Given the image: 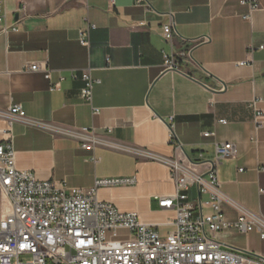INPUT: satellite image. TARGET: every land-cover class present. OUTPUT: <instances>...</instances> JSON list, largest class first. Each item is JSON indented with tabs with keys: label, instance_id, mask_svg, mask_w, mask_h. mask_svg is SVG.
I'll return each mask as SVG.
<instances>
[{
	"label": "crops",
	"instance_id": "crops-1",
	"mask_svg": "<svg viewBox=\"0 0 264 264\" xmlns=\"http://www.w3.org/2000/svg\"><path fill=\"white\" fill-rule=\"evenodd\" d=\"M258 1L260 8L244 19L249 8L241 0H7V22L18 29L5 33L0 27V110L18 104L29 118L95 128L107 142L84 149L75 138L18 120L13 125L16 167L87 191L98 179L135 178L131 185L100 187L97 199L137 212L166 237L176 212L160 208L154 196L173 195L174 180L166 164L134 150L204 162L214 158L215 143L231 142L236 156L218 166L223 194L239 209L264 216V125L255 127L250 106L252 98H261L264 113V48L259 47H264V0ZM23 4L24 18L16 13ZM172 17L175 49L209 37L192 48L191 58L180 60V70L163 64L171 45L161 38L162 28ZM88 27L90 44L84 46L79 39ZM244 60L248 63L240 65ZM33 64L50 70L51 79L28 69ZM87 69L99 80L93 91L98 115L80 93ZM53 84L60 87L53 91ZM7 122L0 117V128H8ZM208 131L215 136L205 137ZM172 136L180 147L171 143ZM198 194L195 187L187 194L194 215L200 213L199 199H207ZM221 207L227 220L240 215L229 202ZM216 238L224 247L264 256V240L256 231L231 228ZM241 239L250 246L233 241Z\"/></svg>",
	"mask_w": 264,
	"mask_h": 264
},
{
	"label": "built area",
	"instance_id": "built-area-1",
	"mask_svg": "<svg viewBox=\"0 0 264 264\" xmlns=\"http://www.w3.org/2000/svg\"><path fill=\"white\" fill-rule=\"evenodd\" d=\"M145 1L135 0L137 4ZM6 3L7 0H0L1 31H17L15 25L11 27L7 22ZM241 3L249 8V12L243 15L244 19H250L251 13L260 8L258 0H241ZM16 13L24 18L26 6H19ZM174 22L172 17L162 28L161 38L171 45V52H164L163 64L167 70H180V60L191 58L192 48L209 40L208 36L196 38L193 46L175 49L177 30ZM89 27L81 32L79 39L84 46L90 44ZM253 50L250 47V55ZM247 63L244 60L239 64ZM28 69L43 71L44 77L51 79L50 70L41 68L39 64H33ZM81 81L84 85L80 93L92 107L93 114H100L101 109L93 106V91L99 80L94 78L91 69H87L82 73ZM59 87L60 84H53L50 88L54 91ZM260 99L255 97L250 101L257 129L264 125ZM0 117L6 118L9 123L8 128H0L3 137L0 142V264H264L263 255L224 247L216 238L218 232L236 228L245 234L256 231L264 240V216L239 209L223 194L218 181V166L225 159L236 156L237 149L233 143H215L214 158L204 162H184L134 150L135 154L140 153L150 160L166 164L175 183L173 195L154 196L160 208L176 212L174 228L162 237L156 229L158 224L145 223L139 219L137 212L119 211L112 203L97 199L100 187L131 185L135 183V178L98 179L94 187L87 191L68 187L66 182L40 180L33 172L16 167L15 121L21 120L75 138L80 147L89 150L107 144L95 128H64L39 122L27 117L18 104L7 112L0 110ZM217 122L228 123L226 119ZM215 134L208 131L203 135L214 137ZM172 138L171 143L180 147ZM202 163L207 164L206 170L195 169ZM193 187L197 188L198 195L207 196L204 202L201 199L198 201V215L193 213L195 205L188 202L187 194ZM260 192L264 194V189ZM224 202L240 210L236 221L227 220L221 207ZM204 207L210 208L211 212L205 213ZM119 231H126L130 236L119 238ZM24 256L27 258L23 259Z\"/></svg>",
	"mask_w": 264,
	"mask_h": 264
},
{
	"label": "rangeland",
	"instance_id": "rangeland-1",
	"mask_svg": "<svg viewBox=\"0 0 264 264\" xmlns=\"http://www.w3.org/2000/svg\"><path fill=\"white\" fill-rule=\"evenodd\" d=\"M128 236H130V234L128 233V232H126V231H119V238H128ZM234 242H236V243H238V244H240L241 246H250V243H247V241L245 240H233ZM27 257L26 256H24L23 257V259H26Z\"/></svg>",
	"mask_w": 264,
	"mask_h": 264
},
{
	"label": "water",
	"instance_id": "water-1",
	"mask_svg": "<svg viewBox=\"0 0 264 264\" xmlns=\"http://www.w3.org/2000/svg\"><path fill=\"white\" fill-rule=\"evenodd\" d=\"M18 15H15V19H17L18 17H17Z\"/></svg>",
	"mask_w": 264,
	"mask_h": 264
}]
</instances>
